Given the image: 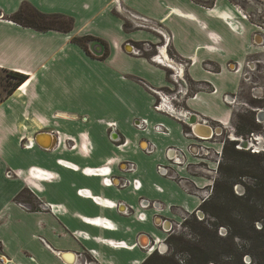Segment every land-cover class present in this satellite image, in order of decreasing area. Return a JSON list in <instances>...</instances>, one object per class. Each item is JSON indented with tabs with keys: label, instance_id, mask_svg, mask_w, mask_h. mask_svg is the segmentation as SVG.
<instances>
[{
	"label": "crops",
	"instance_id": "0c3cea01",
	"mask_svg": "<svg viewBox=\"0 0 264 264\" xmlns=\"http://www.w3.org/2000/svg\"><path fill=\"white\" fill-rule=\"evenodd\" d=\"M24 2L71 16L72 30L40 31L10 19ZM119 7L170 36L178 81L172 67L132 52L131 44L161 37L134 27ZM257 27L230 0H0V68L27 76L0 100V263L74 264L81 252L95 264H141L171 221L199 208L217 168L209 151H220L215 134L200 138L193 124L156 111L150 88L178 84L180 106L195 122L229 124L233 107L223 95L239 90L245 59L263 43ZM79 35L101 38L107 55L96 57L103 49L97 42L88 45L95 56L87 53L72 41ZM160 53L170 57L168 47ZM188 82L209 89L188 94ZM138 119L148 121L145 128L135 126ZM168 148L180 161L169 159ZM24 188L33 206L43 201L49 209H25L16 199Z\"/></svg>",
	"mask_w": 264,
	"mask_h": 264
},
{
	"label": "rangeland",
	"instance_id": "374dc122",
	"mask_svg": "<svg viewBox=\"0 0 264 264\" xmlns=\"http://www.w3.org/2000/svg\"><path fill=\"white\" fill-rule=\"evenodd\" d=\"M206 5L214 3L216 0H200ZM236 3L240 8L243 9L244 14L249 19V21L257 24L254 34L261 35L263 42L259 44L258 49L251 53L245 59V63L242 66L241 72L243 73V80L241 81L239 90L233 94L237 98V103L233 105L232 118L226 127H222L221 134H215L212 138L213 141L217 142L219 145L220 152L209 151V156L212 160L217 163V168L215 170L214 180H224L228 179L233 184V191L236 195H240L247 191L249 195V202L247 207L246 215L249 216L255 208L262 210L264 214V151H260L258 156H249L247 154H236L233 151L234 148H238L236 144H231L230 136L240 137L243 141H248V145L257 144V141L261 142L264 140V117L258 115V111L262 109L264 111V21L262 14L264 13V4L259 0H230ZM159 35V34H158ZM162 40L157 43L160 44ZM258 44V43H257ZM135 46L142 49V52H148L149 56L156 51V44L149 41L139 42L138 45L134 43ZM168 47V52H170V46ZM167 62L171 64L168 54H165ZM174 65V63H172ZM9 79L7 72L0 69V96L4 95L8 88ZM177 84V83H176ZM189 86L188 94H191L194 89L205 88L209 89L208 85L198 84L195 82H188ZM180 87L178 84L173 89H168L165 91H176ZM180 97H178L179 99ZM181 99V98H180ZM177 100V99H176ZM180 104L181 100L176 101ZM182 104V103H181ZM240 115L246 116L248 118L253 117L254 123L256 124L253 131L250 132V125H244L242 120L240 121ZM216 126H220L216 124ZM240 126V127H238ZM244 127V128H243ZM239 130V131H238ZM241 130V131H240ZM254 136L258 140L254 139ZM240 143V141H237ZM224 143L227 144L228 150L227 154L222 152V147ZM237 143V144H238ZM247 144V143H245ZM233 146V147H232ZM244 146V145H243ZM245 151L252 153L250 149L242 148ZM219 162L223 165V173L218 171ZM214 182V181H213ZM262 187V189H261ZM208 190L205 189L204 193ZM214 188L212 185V190L210 198L213 196ZM252 202L255 206L252 207ZM230 206L232 209L230 213L222 214L224 224L233 225L240 217L242 209L240 207V202L233 199ZM202 213L196 215V213H191L179 222L173 224L174 230L170 234H174L178 237H182V240H177L178 243L170 244L164 240L163 246L160 251L155 249L153 258L155 261L162 263L163 257H172L178 264H196L194 255L192 256L191 251H197L198 247H201L205 252V256H210L212 259L206 264H254L252 257V249L254 245H260V248L264 251L263 243L254 241L253 239H245L240 237L234 238V243H231L229 238H224L228 232L229 227L226 225L217 226V219L206 212L201 210ZM184 218V217H183ZM187 220V221H185ZM202 220L203 224L208 227V231L205 234L201 233V228L198 226L197 221ZM181 222V224H180ZM179 223V225H177ZM264 224V217L260 220L255 221L257 227H261ZM194 226V227H192ZM217 230L219 236L223 239L217 238L213 240V230ZM167 236V232H165ZM231 245V246H230ZM162 246V245H161ZM196 248V249H195ZM169 261V260H167ZM166 261V262H167ZM242 261V263H241ZM264 263V258H263ZM167 264H175L173 261L167 262Z\"/></svg>",
	"mask_w": 264,
	"mask_h": 264
},
{
	"label": "trees",
	"instance_id": "16d2710c",
	"mask_svg": "<svg viewBox=\"0 0 264 264\" xmlns=\"http://www.w3.org/2000/svg\"><path fill=\"white\" fill-rule=\"evenodd\" d=\"M9 18L21 25L28 26V27H31V28H34L40 31L56 29V30L68 32L72 30L73 23H74V20L71 16H68L62 13H45V12H42L36 9L34 6H32L28 2L22 3L16 12L9 15ZM126 27H128V24H126ZM72 41L81 45L86 50V52L89 53L90 55H94V54L91 53L88 45L90 43L93 44L97 42L102 45L103 49H102V52L96 57H104L107 55V52H108L107 44L101 38H98L92 35H79V36H73ZM5 71L7 72V75L9 79L11 80H8V84H9L8 88L5 94L0 96V100L3 99L6 95L12 93L13 90L18 85H20L27 77L26 74H23L17 71H12V70H5ZM238 117L240 121L242 120L244 125H247V124L250 125L249 131L252 132L253 128L256 125L254 123L253 117L248 118L243 115H240ZM231 141H232L231 144H237L238 140H231ZM227 150H228V146L226 143H224L222 147V152L224 154H227ZM233 151L236 154H247L249 156H258V154H255L254 152L249 153L242 148L233 147ZM222 169H223V165L219 162L218 171L220 173H223ZM213 188H214L213 196L210 198V195H209L208 198L203 200L202 203L199 205V208L201 210H205L206 212L210 213L217 219V223H215L216 227L220 225H226L227 227H229L230 230L224 238H229L231 243H234L235 237L253 239L254 241L256 240L260 243H263L264 245V224L261 227H257L255 225V221L262 219L264 217V214L262 210L255 208L249 216L246 215V212H247L246 206L248 205V202H249V195L247 194V191H245L244 193L240 195H236L233 191V184L228 179H224V180L215 179L213 182ZM33 198H34L33 193L29 189H26V188L22 189L19 192L18 196L16 197L18 201H30ZM233 199H236L240 202V207L242 209V212L241 214H239L240 215L239 219L233 225H229V224L227 225V223L224 224L225 222L222 218V214L230 213V210L232 209L230 204ZM253 206L255 205L252 202V207ZM197 224L201 228L200 232L202 234L203 233L205 234V232L209 230L208 227L203 224L202 220L197 221ZM213 238H214L213 240H216L217 238L223 239L222 236L218 235L216 229L213 230ZM165 240L166 242L168 241L170 244H173L175 242L178 243L179 240L183 241L184 239H182V237H178L174 234L169 233L166 236ZM200 249L202 248L198 247L196 252L191 251L190 253H192V256L194 255L196 264H206L212 258L210 256H205L204 255L205 252H202L204 250H200ZM250 251H252L250 253H252L251 255L253 257V261L255 262L254 264H264L263 263L264 251L263 249L260 248V245H254V249ZM154 255L156 254H154V252H151L141 262V264H167V262H170V261H173V263L178 264V262L170 256L163 257L162 258L163 262L159 263L155 261V259L153 258ZM248 264H251V263H248Z\"/></svg>",
	"mask_w": 264,
	"mask_h": 264
},
{
	"label": "built area",
	"instance_id": "2783aa9c",
	"mask_svg": "<svg viewBox=\"0 0 264 264\" xmlns=\"http://www.w3.org/2000/svg\"><path fill=\"white\" fill-rule=\"evenodd\" d=\"M117 2V5L119 4V0H115ZM117 9V8H116ZM120 11L122 9L123 13L125 15L128 16L129 20L132 22L133 26L134 27H139V28H144V29H149V30H152V31H155L156 33H158L160 35V40L161 43L158 44V43H155L156 44V51L155 53L151 54L149 56V58L152 60V61H156L158 63H161V64H165V65H168L170 67H172L173 69H175L170 75L173 77V79L176 81H178V78H177V75H178V71L176 70V67L174 65H172L173 61H174V58L172 55H170L169 57V60H171V64L168 63L167 61H165L164 57L161 56V53H160V50L163 48V47H167L169 46V41H170V36L166 33V31L162 28V26H160L158 24V22H155L154 20L146 17V16H143V15H140L136 12H133L127 8H121L119 7ZM263 41V40H262ZM132 45V52L134 54H143L144 52H142V49L135 46L134 44H131ZM130 50V51H131ZM178 61H176L177 63ZM179 66H183L185 65V63L183 62H178ZM240 66L239 64H237V66L235 67V69H239ZM178 83V82H177ZM152 89V91H154V93L156 94V99L153 103V108L156 110V111H160V112H163V113H166L168 115H172V116H177V117H180L182 119H184L185 122H187V118H189V116L192 114L190 113L189 110L187 109H184L183 107L180 106V104H178V102L176 101H179L181 100L180 98L178 99V97H180V92L182 89H178L176 91H165L163 89H154V88H150ZM177 99V100H176ZM223 100L225 103L229 104L230 106H233L237 103V98L235 95H230V94H224L223 95ZM135 126L139 129H143L146 127V125L148 124V121L146 119H138L135 121ZM113 124H110V138L113 140V141H117L118 138H115V137H112V133L113 131L115 130ZM222 128V127H226V125L224 126H214V128ZM154 129L155 130H161V125L160 124H155L154 125ZM186 134H189L188 131H185ZM222 132V131H221ZM221 132H216L215 134H221ZM234 134V133H232ZM200 138H205V136H202L200 134H197ZM231 139L235 140V138H237V136H230ZM240 138V137H238ZM254 139L255 140H258V138H256V136H254ZM240 141V140H238ZM245 143H247L245 146L242 145V141H240V143L236 144L238 148H247L248 150L250 149L251 151L253 152H260V151H264V140L259 142L257 141V144H253V145H248V141H243ZM23 145L24 146H29L32 144V141L28 140V139H23L22 141ZM175 149L173 148H168V151H167V154L169 156V159H174V160H179L180 161V158L178 157H173L171 154H173ZM149 151V150H148ZM220 152V151H219ZM128 168H133V164L131 163H128ZM157 170L159 173L161 174H168V168L165 166V165H162V164H158L157 165ZM5 175L7 177H11L13 175V172L11 170H6L5 172ZM108 183L109 184H112L113 181H112V177H109L108 178ZM127 183V180L123 179V182L121 183L122 185H125ZM211 190H212V186L209 190V192L206 193V196L204 198V200L206 198L209 197V195L211 194ZM37 199V198H35ZM34 199V200H35ZM30 202L32 201H19V203L27 210H37L39 208H42V209H49V206L50 204H48L47 202H43V201H39V203L37 202V200L35 201V206H33ZM39 204V205H38ZM141 205L143 207H146L149 205L148 202H141ZM196 213V215H199L202 213L201 209L198 208L196 209V211L194 212ZM186 217H184L183 219H185ZM167 219H164V223H167ZM173 224H175V222L171 221L169 226H167L163 231L164 232H167V235L174 230V227H173ZM181 224V222H180ZM179 225V223L177 224ZM166 239V238H165ZM164 239V240H165ZM159 241L156 245H150L148 247V249H152L155 250H161L163 248H161V245H164L166 246V244H162V242L164 241ZM78 260L76 259V261L74 262V264H95L94 260L92 259H89L87 258V256L84 254V253H79L78 254Z\"/></svg>",
	"mask_w": 264,
	"mask_h": 264
},
{
	"label": "bare ground",
	"instance_id": "6f19581e",
	"mask_svg": "<svg viewBox=\"0 0 264 264\" xmlns=\"http://www.w3.org/2000/svg\"><path fill=\"white\" fill-rule=\"evenodd\" d=\"M256 40L258 42H260V37L256 38ZM194 129H195V132H197L198 134H200L202 136H209L211 134V132L213 131V129L208 125H199V126L197 125V126H195ZM221 131H222V129H221ZM233 136H234V134H233ZM143 240H144V242H146L145 238ZM64 258L69 263L74 262V260H75L74 255H69L67 257L64 256Z\"/></svg>",
	"mask_w": 264,
	"mask_h": 264
},
{
	"label": "water",
	"instance_id": "95a60500",
	"mask_svg": "<svg viewBox=\"0 0 264 264\" xmlns=\"http://www.w3.org/2000/svg\"><path fill=\"white\" fill-rule=\"evenodd\" d=\"M258 115L260 116V117H264V111L262 110V109H260L259 111H258ZM187 122L190 124V125H192V129L195 131V126H199V125H207V124H203V123H201V122H195V114H191L190 116H189V118H187ZM209 126V125H208ZM211 127V126H210ZM212 128V127H211ZM213 129V131L211 132V134L209 135V136H211V135H213V134H215L216 132H218L219 130V128L217 127V128H212ZM209 136H205V137H209ZM235 140H240V141H242V145H246L245 144V142H243V140H241V138H235Z\"/></svg>",
	"mask_w": 264,
	"mask_h": 264
},
{
	"label": "flooded vegetation",
	"instance_id": "af4514ba",
	"mask_svg": "<svg viewBox=\"0 0 264 264\" xmlns=\"http://www.w3.org/2000/svg\"><path fill=\"white\" fill-rule=\"evenodd\" d=\"M219 132H221V128H219ZM164 245L161 246V248L163 247Z\"/></svg>",
	"mask_w": 264,
	"mask_h": 264
}]
</instances>
